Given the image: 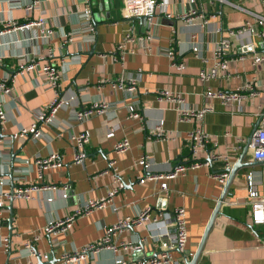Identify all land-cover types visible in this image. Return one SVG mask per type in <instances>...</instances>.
<instances>
[{
    "label": "crops",
    "instance_id": "1",
    "mask_svg": "<svg viewBox=\"0 0 264 264\" xmlns=\"http://www.w3.org/2000/svg\"><path fill=\"white\" fill-rule=\"evenodd\" d=\"M122 6L123 0H40L39 6L28 15L23 6L13 7L0 1V26L3 21L36 18L43 11L52 28L47 42L34 27L0 33V77L13 73L21 58L39 56L41 63H58L62 72L60 94L64 99L71 97L72 103L71 107L59 109L51 122L41 124L40 137L19 138L15 133L28 127L46 107L54 96L53 89L41 72L29 70L14 77L12 90L3 97L6 109L0 139V177L6 183L3 189L11 191L28 184H51L56 189H40L29 198L12 199V214L10 199L4 201L0 241L8 238V246H0V264H114L116 255L128 264H138V260L160 255L162 247L156 234L167 226L161 214L171 215L177 207L185 210L186 258L178 250H171L170 256L173 262L186 264L222 191L223 186L212 174L237 160L252 132L264 106L262 42L255 40V52L263 56L257 65L252 64L253 54L235 41L230 54L225 55L228 60L225 73L202 81L199 71L214 63L216 44L227 37L228 30L252 21L249 12L264 15V0H195L191 6L203 18L192 20L179 17L191 7L189 0H158L149 22L138 16L123 18ZM87 7L96 30L94 40L86 42L77 36L73 42L64 43L62 35L81 26L80 13ZM166 14L172 17L167 18ZM147 29L152 39L146 45L126 43L120 59L117 48L125 33L145 35ZM169 51L183 64L182 70L172 66ZM241 52L246 55L243 59L238 58ZM77 55L79 61L60 64L62 59ZM256 75L259 78H254ZM127 78L135 79L133 92L111 85ZM250 81H254L258 94L243 92L245 97L239 104L223 103L206 95L207 89L230 92ZM163 88L180 94L186 107L211 109L199 119L180 120L172 102L156 98L155 90ZM98 99L112 104L107 116L92 115L85 121L71 118L73 109L86 107ZM134 100H139L138 117H130L126 107ZM158 125L161 133L155 132ZM84 130L89 132L86 157L81 164H75L72 162L75 146L69 133ZM197 130L208 134L209 139L193 154L191 133ZM124 139L128 141L126 150L116 153L115 144ZM51 151L60 154L63 165L44 170L40 177L33 159ZM144 155L148 156L147 168L137 162ZM209 156L211 160L206 161ZM112 159L122 186L111 201L77 217L67 232L44 233L50 220L69 214L87 200L107 195L113 186V173L108 166ZM249 160L251 152L247 147L242 161ZM193 162L198 165H189ZM180 164L188 167L172 178L140 182L142 176L167 174ZM248 173L253 174L255 194L246 186ZM162 183H166L165 189L161 188ZM257 195H264V164L243 167L234 176L196 264H264V249L260 246L264 226L253 225L250 220V201ZM145 208H150L158 222L114 233L111 243L118 247L117 251L100 247L79 261H62L63 254L101 240L105 228L119 218ZM33 237H36L32 242L35 253L22 252L27 240ZM54 241L58 242L56 246ZM122 242H130L131 246L124 249Z\"/></svg>",
    "mask_w": 264,
    "mask_h": 264
},
{
    "label": "built area",
    "instance_id": "2",
    "mask_svg": "<svg viewBox=\"0 0 264 264\" xmlns=\"http://www.w3.org/2000/svg\"><path fill=\"white\" fill-rule=\"evenodd\" d=\"M1 2L7 3L9 6H23L29 15L30 12L35 7H38L40 4V0H0ZM223 1V0H220ZM190 6L194 5L195 0H189ZM158 7V0H123V6L121 9V16L125 19L131 17H143L148 22L151 19V16L156 11ZM238 7V6H235ZM253 15L252 21H245L242 24L234 27L233 29L228 30L227 37L220 39L216 47L214 49V63L208 68L201 69L199 71V78L202 81H207L211 78L218 77L220 74L225 73L227 71L228 60L225 59V55L230 54V50L234 48V42L238 41L241 46L246 47L247 53H252V64L257 65L260 61L263 60V56L255 52V40H259L264 45V15L255 14L249 12ZM44 12L41 11V16L36 18H27L25 21H16V20H8L1 22L0 33L6 32L8 30H23L28 28H38L40 33V38L45 39L44 42H47V39L52 33V28L47 24V20L43 16ZM196 14V10L194 6L188 8V11L182 15L180 18L185 20H192L194 18H201L202 15H194ZM197 16V17H195ZM81 26H79L76 30H69L62 35V40L64 43L73 42L74 39L79 36L83 41L90 42L94 40L95 36V28L92 24L91 20V10L90 8H84L81 13ZM167 18L172 17L171 14H166ZM203 18V17H202ZM203 23L206 22L205 19L202 20ZM255 37V38H254ZM152 39L151 34L148 29L145 32V35H134L131 32L125 33L123 37V42L118 44L117 54L121 59L123 56L124 48L126 43H134L139 42L142 45H146V42ZM194 51H197V47L193 46ZM168 55L172 60V66L176 70H182L184 68L183 64L176 58L173 52L169 51ZM102 56H106L103 54ZM246 55L241 52L238 58H245ZM63 60V61H62ZM60 61L61 65L67 64L68 62L79 61V55L70 58L69 60L62 59ZM63 67V66H61ZM36 70L41 72L45 77L46 84L53 89L54 96L52 100L46 105V107L39 111L35 115L33 122L28 127H21L15 133V136L19 138H24L26 136H30L33 138H38L41 136V124L51 122L54 119L56 112L61 108H68L72 106L71 97L64 99L60 94V81L62 79V72L58 63L45 61L40 62V58L38 57H24L21 58L18 62V66L13 73L4 74L0 77V139L3 130V124L6 120V109L3 97L8 95L12 90V83L14 81V77L17 75H22L25 71ZM254 78H259L256 75ZM134 78H127L126 81L119 80L117 83H112L111 85L116 88H125L128 91L133 92L136 88ZM105 81V80H104ZM246 92L249 95L258 94L257 87L254 81H250L245 84L242 88H239L235 91L225 92L223 90L211 91L209 89L206 90V95L210 97H217L223 103L235 102L239 104L241 99L245 97L244 93ZM156 98L159 101H168L172 102L175 105V110L177 112L178 118L180 120H190V119H199L204 113L211 108L209 106L202 107L200 109L194 110L193 108L186 107L184 103V99L180 94H174L169 89L163 88L155 90ZM139 100H134L133 103L128 104L126 107L129 111L130 117H138L139 114L136 112V108ZM112 108V104L98 99L96 101H92V103L86 107L80 109H73L72 114L70 115L72 119L76 121H85L92 115H105L109 114V110ZM240 108V107H239ZM259 123L257 128L254 130L253 135L248 143V147L251 152V160L264 161V106L261 108L259 112ZM156 133H161L160 125L155 128ZM112 134V133H110ZM191 137L193 140L192 144V152L193 154H197L198 151L205 146L208 142L209 135L202 131H195L191 133ZM69 139L73 142L75 146V152L72 158V162L75 164H81L86 157V145L89 141V132L84 130L78 133L70 132ZM128 146L127 140H121L117 142L114 146V151L116 153L122 152L126 150ZM34 164L36 166L37 172L41 177L42 172L46 169L51 168H61L63 165L61 156L58 152H49L47 156H36L34 159ZM140 165L147 168L148 167V156H140L137 161ZM205 164H208L205 162ZM189 165L196 166L198 163L193 162ZM108 166L112 170L113 177V186L107 192V195L104 198H100L97 200H87L80 207L71 211L69 214L64 215L63 217H57L55 219L50 220L46 226L44 227V233L52 235L56 233H64L69 231L72 226L74 220L87 213L92 208H100L104 206L105 203L111 201L113 195L121 188L122 182L118 178L119 172L115 168V160L112 159L109 161ZM188 166L180 164L175 166L170 172L167 174H147L140 178V182L147 179H157V178H172L177 174L183 173ZM231 165L226 163L223 167V170L219 173H213L212 176L223 186L227 176L228 171ZM107 172V171H105ZM3 184H6L5 181L0 177V222L2 219V213L5 209V200L14 199V198H29L34 191H38L40 189H56L55 185H44L37 186L35 184H28L24 186H19L11 191L3 189ZM246 186L249 188L253 194L256 192V183L253 179V174L248 173L246 178ZM166 183L161 184V188L165 189ZM65 194V193H64ZM162 221L167 223L165 224L164 229L161 232L157 233V239L159 240L160 246L162 247V251L160 255L146 258L143 260H138V264H177L173 262L170 251L178 250L182 255L186 246L187 241V232L185 227V210L182 207H177L173 210L171 215L167 213H162ZM250 220L253 225H263L264 226V195H257L250 201ZM147 222H158L156 216L152 215V211L150 208H145L143 210L138 211L135 215L125 216L119 218L114 224L105 228V236L92 244H88L78 250H73L71 253H65L61 256L63 262L73 263L75 261H79L83 259L86 254L97 252L100 247L111 248L113 251H117L118 247L111 243V237L114 233L121 232L127 228L144 225ZM171 226V228H167ZM154 235V234H153ZM36 239L33 237L30 240H27L24 248L21 250L27 251L29 254H34V248L32 242ZM8 238H3L0 241V246L7 248ZM58 244L57 241H54L53 245L56 246ZM122 247L125 249L131 246L130 242H122ZM260 246L264 249V232L262 236V241L260 242ZM183 257L186 258L185 255ZM15 264H19L16 262ZM114 264H128L121 256L116 255L114 259Z\"/></svg>",
    "mask_w": 264,
    "mask_h": 264
},
{
    "label": "water",
    "instance_id": "3",
    "mask_svg": "<svg viewBox=\"0 0 264 264\" xmlns=\"http://www.w3.org/2000/svg\"><path fill=\"white\" fill-rule=\"evenodd\" d=\"M259 117L257 119V121L254 123L253 125V128H252V132L250 134V136L247 138L246 140V144L245 146L243 147V150L241 152V154L239 155V157L237 158V160L231 165L229 171H228V176L223 184V187H222V191L220 193V196L216 202V205L208 219V222L204 228V231L202 233V236L199 240V243L196 247V250L195 252L191 255L190 259L189 260H186V264H196L197 263V260H198V257L202 251V248H203V244H204V241H205V238L213 224V221H214V218L216 217V215L219 213V207L225 197V195L227 194V191H228V188H229V185H230V182L232 181V179L234 178V176L237 174V172L243 168V167H247V166H253V165H260V164H264V161H255V160H249V161H242L243 159V156L244 154L247 152V147H248V143L253 135V132L254 130L257 128L258 126V123H259ZM211 160V157L209 156L208 159H206V161H210ZM11 203H12V199H10V206H9V209H10V214H12V211H11ZM9 222H11V217L9 218L8 220Z\"/></svg>",
    "mask_w": 264,
    "mask_h": 264
}]
</instances>
